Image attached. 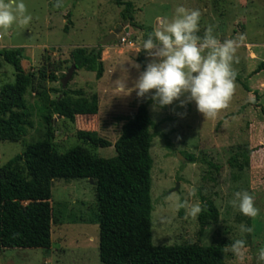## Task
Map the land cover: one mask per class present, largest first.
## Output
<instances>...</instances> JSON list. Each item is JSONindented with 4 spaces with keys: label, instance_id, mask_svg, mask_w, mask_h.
I'll return each mask as SVG.
<instances>
[{
    "label": "rangeland",
    "instance_id": "374dc122",
    "mask_svg": "<svg viewBox=\"0 0 264 264\" xmlns=\"http://www.w3.org/2000/svg\"><path fill=\"white\" fill-rule=\"evenodd\" d=\"M124 1L134 5L135 20L144 29L122 20L123 8L114 0H62L60 8L54 7L56 0H23L32 16L31 22L27 26L14 24L8 30L0 29V50L20 49L25 70L33 76L25 99L34 124L17 142L0 140V170L29 144L45 139L46 125L39 113L41 95L47 92L56 98L62 83L41 76H65L73 64L71 53L77 47L88 50L101 47L103 77L98 80L94 72L75 70L67 84L68 89L81 90L88 98L97 94L99 112L95 116H78L75 122L54 116L53 142L60 153H65L86 146L77 137L78 130L96 131L112 146L91 149L92 153L114 157V144L122 126L136 113L142 99L135 91L122 96L118 80L127 79L128 87L133 86L139 72L130 62L138 63L143 41L160 19L171 18L179 5L198 9L199 35H203L208 24L216 26L215 35L222 40L244 35L236 52L239 62L233 63V68L250 91L236 81L229 107L215 119H205L194 102L185 108L179 107V101L163 108L154 109L153 102L149 106L154 161L152 241L154 246L188 243L208 246L244 239L248 249L244 264H257V251L264 246V0ZM118 28L116 39L99 45ZM14 82V67L0 57V90ZM245 146L254 149L250 167L243 171L230 167L229 159ZM210 163L221 169L216 170ZM241 190L250 192L260 209L254 219L230 204L234 192ZM184 200L201 207L203 200H212L219 211L218 219L202 228L199 216L185 218V209L178 208V203ZM51 204L57 219L52 227L51 249H5L0 252V264H104L99 257V225L92 223L98 205L94 184L89 179L54 180ZM241 224L252 226L253 232L241 233ZM226 264L239 261L229 253Z\"/></svg>",
    "mask_w": 264,
    "mask_h": 264
},
{
    "label": "trees",
    "instance_id": "16d2710c",
    "mask_svg": "<svg viewBox=\"0 0 264 264\" xmlns=\"http://www.w3.org/2000/svg\"><path fill=\"white\" fill-rule=\"evenodd\" d=\"M122 7L121 18L132 27L142 28L134 17V5L114 0ZM70 16V15H69ZM67 30V27L65 28ZM76 70L94 72L99 80L104 75L101 47L72 51ZM0 57L15 69V82L0 90V140L19 141L34 127L32 112L25 95L33 82L26 72L20 49H2ZM137 62L142 71L147 55L139 51ZM51 82L62 80L56 74L42 75ZM236 81L250 91L237 75ZM258 98V94L255 93ZM39 113L46 125V137L31 143L24 152L10 160L0 178V252L9 248L43 249L52 247V227L56 223L52 202V184L57 179H92L97 195V214L92 223L99 225V257L104 264H226L229 253L225 245L188 243L154 246L152 241L151 156L153 124L150 98H142L137 111L127 118L121 135L114 144L116 155L103 158L91 149L111 147L112 143L96 131L78 130L77 137L86 146L60 153L54 144V116L75 122L78 116H95L99 96L86 97L81 90L61 88L56 98L41 95ZM253 148L245 146L229 159V165L240 171L250 167ZM216 170L221 167L210 163ZM199 214L201 227L216 221L219 211L212 200H203Z\"/></svg>",
    "mask_w": 264,
    "mask_h": 264
},
{
    "label": "clouds",
    "instance_id": "9594fccd",
    "mask_svg": "<svg viewBox=\"0 0 264 264\" xmlns=\"http://www.w3.org/2000/svg\"><path fill=\"white\" fill-rule=\"evenodd\" d=\"M62 6V0H56L54 7ZM31 20L23 0H0V29L8 30L14 24L27 26ZM200 20L198 9L183 5L175 8L171 18L160 19L140 49L149 58L144 70L139 71L141 65L130 62L139 72L133 86L128 87L127 79L118 80L122 96L135 91L138 98H150L154 109L172 105L174 101H179L181 108L194 102L205 119H215L227 109L236 90L237 72L233 63L239 62L236 52L245 37L241 34L238 39L222 40L215 35L214 24H208L201 36ZM230 204L246 217L254 219L260 214L254 196L246 190L234 192ZM177 206L185 209V218L195 219L203 211L200 204L187 200ZM253 230L252 226L240 225L241 233ZM223 252L231 253L239 264H244L248 253L246 241L236 239L225 245ZM256 260L257 264H264V246L258 249Z\"/></svg>",
    "mask_w": 264,
    "mask_h": 264
},
{
    "label": "water",
    "instance_id": "95a60500",
    "mask_svg": "<svg viewBox=\"0 0 264 264\" xmlns=\"http://www.w3.org/2000/svg\"><path fill=\"white\" fill-rule=\"evenodd\" d=\"M119 32H120V29L119 28L116 29L114 32L110 33L103 41H101L99 45L105 46L106 44L112 42L114 39L117 38ZM75 70H76V65L72 64V66L69 68L65 77L62 78V80H61L63 88H67V84L72 79ZM59 118H61V117L59 116ZM0 178H1V171H0ZM90 181L92 183H94V181L92 179H90Z\"/></svg>",
    "mask_w": 264,
    "mask_h": 264
},
{
    "label": "built area",
    "instance_id": "2783aa9c",
    "mask_svg": "<svg viewBox=\"0 0 264 264\" xmlns=\"http://www.w3.org/2000/svg\"><path fill=\"white\" fill-rule=\"evenodd\" d=\"M126 40L125 39H122V42H125Z\"/></svg>",
    "mask_w": 264,
    "mask_h": 264
}]
</instances>
